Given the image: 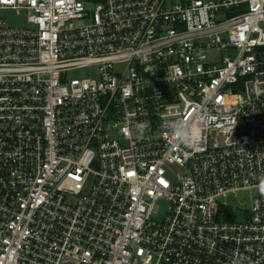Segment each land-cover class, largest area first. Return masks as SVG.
<instances>
[{
  "label": "built area",
  "instance_id": "2783aa9c",
  "mask_svg": "<svg viewBox=\"0 0 264 264\" xmlns=\"http://www.w3.org/2000/svg\"><path fill=\"white\" fill-rule=\"evenodd\" d=\"M0 264H264V0H0Z\"/></svg>",
  "mask_w": 264,
  "mask_h": 264
},
{
  "label": "rangeland",
  "instance_id": "374dc122",
  "mask_svg": "<svg viewBox=\"0 0 264 264\" xmlns=\"http://www.w3.org/2000/svg\"><path fill=\"white\" fill-rule=\"evenodd\" d=\"M2 16L10 23L15 25H23L24 24V18L22 15L17 14L15 11H3L1 12ZM79 74L73 73L71 76L77 77ZM252 193L249 191H239L237 193L230 194L227 198V201L230 204L233 205H245L246 207H249L250 199H251Z\"/></svg>",
  "mask_w": 264,
  "mask_h": 264
},
{
  "label": "clouds",
  "instance_id": "9594fccd",
  "mask_svg": "<svg viewBox=\"0 0 264 264\" xmlns=\"http://www.w3.org/2000/svg\"><path fill=\"white\" fill-rule=\"evenodd\" d=\"M146 127V125H144Z\"/></svg>",
  "mask_w": 264,
  "mask_h": 264
}]
</instances>
